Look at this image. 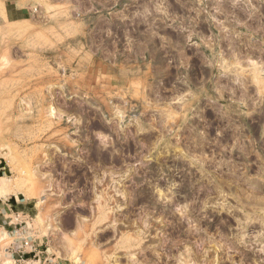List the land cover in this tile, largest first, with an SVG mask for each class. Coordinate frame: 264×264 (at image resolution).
<instances>
[{
    "label": "rangeland",
    "instance_id": "1",
    "mask_svg": "<svg viewBox=\"0 0 264 264\" xmlns=\"http://www.w3.org/2000/svg\"><path fill=\"white\" fill-rule=\"evenodd\" d=\"M1 178L65 264H264V0H0Z\"/></svg>",
    "mask_w": 264,
    "mask_h": 264
},
{
    "label": "crops",
    "instance_id": "2",
    "mask_svg": "<svg viewBox=\"0 0 264 264\" xmlns=\"http://www.w3.org/2000/svg\"><path fill=\"white\" fill-rule=\"evenodd\" d=\"M17 11L21 12V15L14 16L13 11L5 5L4 7V20L11 22L22 21L25 15V11L21 7H17ZM36 209V205L31 200H28L24 195L11 194L8 198L0 197V235L5 232H10L22 222H28L32 220V213ZM35 224V223H34ZM33 242L37 249L43 251V243H45V237L43 236V229L41 227H33ZM40 247V248H39ZM32 250L28 249L30 253ZM32 255H30L31 257ZM8 260L5 256L0 254V264H8Z\"/></svg>",
    "mask_w": 264,
    "mask_h": 264
},
{
    "label": "built area",
    "instance_id": "3",
    "mask_svg": "<svg viewBox=\"0 0 264 264\" xmlns=\"http://www.w3.org/2000/svg\"><path fill=\"white\" fill-rule=\"evenodd\" d=\"M32 228L31 220H29L18 224L12 231L0 235V254L9 259L8 263L65 264L55 255L48 254V250L42 251L35 247ZM28 249L32 251L29 253Z\"/></svg>",
    "mask_w": 264,
    "mask_h": 264
},
{
    "label": "bare ground",
    "instance_id": "4",
    "mask_svg": "<svg viewBox=\"0 0 264 264\" xmlns=\"http://www.w3.org/2000/svg\"><path fill=\"white\" fill-rule=\"evenodd\" d=\"M52 114V113H51ZM54 116H55V114H53ZM5 179L4 178H1L0 179V182H1V184H0V193L2 194V195H9L11 192H13L11 189H10V187H9V185H7L6 183H5Z\"/></svg>",
    "mask_w": 264,
    "mask_h": 264
}]
</instances>
